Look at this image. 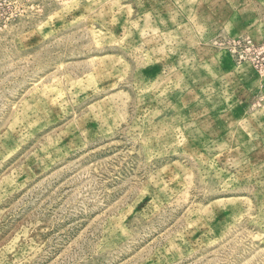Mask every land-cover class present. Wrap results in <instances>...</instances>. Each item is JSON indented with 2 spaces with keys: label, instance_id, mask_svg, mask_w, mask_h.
<instances>
[{
  "label": "rangeland",
  "instance_id": "1",
  "mask_svg": "<svg viewBox=\"0 0 264 264\" xmlns=\"http://www.w3.org/2000/svg\"><path fill=\"white\" fill-rule=\"evenodd\" d=\"M0 264H264V0H0Z\"/></svg>",
  "mask_w": 264,
  "mask_h": 264
}]
</instances>
